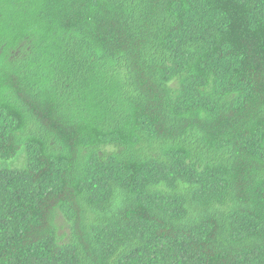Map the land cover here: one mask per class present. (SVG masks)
<instances>
[{"label": "trees", "instance_id": "16d2710c", "mask_svg": "<svg viewBox=\"0 0 264 264\" xmlns=\"http://www.w3.org/2000/svg\"><path fill=\"white\" fill-rule=\"evenodd\" d=\"M0 264H264V0H0Z\"/></svg>", "mask_w": 264, "mask_h": 264}]
</instances>
